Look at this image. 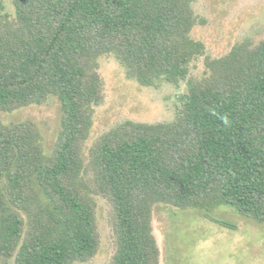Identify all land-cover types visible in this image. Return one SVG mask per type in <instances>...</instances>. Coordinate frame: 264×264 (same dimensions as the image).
<instances>
[{
    "label": "trees",
    "instance_id": "obj_1",
    "mask_svg": "<svg viewBox=\"0 0 264 264\" xmlns=\"http://www.w3.org/2000/svg\"><path fill=\"white\" fill-rule=\"evenodd\" d=\"M196 0H0V264H83L99 252L96 198L110 205V264H160L154 209L228 207L264 224V41L220 58L192 36ZM145 87L187 83L172 122L126 121L87 151L106 102L100 59ZM205 70L198 73L199 63ZM51 98V155L30 120Z\"/></svg>",
    "mask_w": 264,
    "mask_h": 264
},
{
    "label": "rangeland",
    "instance_id": "obj_2",
    "mask_svg": "<svg viewBox=\"0 0 264 264\" xmlns=\"http://www.w3.org/2000/svg\"><path fill=\"white\" fill-rule=\"evenodd\" d=\"M6 3L13 14L12 0ZM194 9L201 24L192 36L205 43L210 57H223L242 42L256 46L264 41V0H196ZM204 70V63H199L197 72L202 74ZM100 71L105 81L106 102L97 110L85 145L86 154L101 136L126 121L172 122L188 92L185 82L178 86L166 82L142 86L127 76L113 55L100 59ZM61 118V104L55 98L42 106H30L3 116L5 123L35 122L44 138L47 155H51L58 138ZM96 200L100 248L92 261L83 264H110L117 250L110 205L101 197ZM213 216L235 228L223 227L200 211L164 204L155 207L153 225L161 249L160 264H264V224L228 207H221Z\"/></svg>",
    "mask_w": 264,
    "mask_h": 264
}]
</instances>
